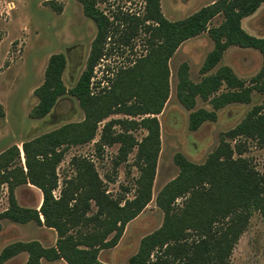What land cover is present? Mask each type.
I'll use <instances>...</instances> for the list:
<instances>
[{
    "label": "trees",
    "instance_id": "16d2710c",
    "mask_svg": "<svg viewBox=\"0 0 264 264\" xmlns=\"http://www.w3.org/2000/svg\"><path fill=\"white\" fill-rule=\"evenodd\" d=\"M77 1L84 15L96 26L85 68L76 84L67 89L62 81L65 57L62 53L51 54L43 81L34 90L38 100L29 117H45L58 98L69 93L78 101L83 119L22 142L25 170L18 163L20 152L16 145L0 153V186L6 184L8 188V206L0 212V228L3 219L21 224L34 221L53 229L57 238L51 247L35 240L12 242L0 251V264L21 252L28 255L25 264H41V259H61L67 264H104L98 260L99 252L114 247L126 224L151 200L160 151L155 116L169 96L168 62L184 41L207 32L213 42L200 67V81L189 78L185 62L177 70L178 101L185 109L192 110L188 117L190 131L197 130L206 121H215L217 111L228 104L249 103L253 89L264 92V85H246L227 65L211 72L225 50L237 46L260 53L261 68L252 81L264 78V36L251 35L241 26V20L252 15L264 0H216L174 21L162 14L160 0H142L145 3L142 18L120 12L115 19L97 6V0ZM219 14L223 15L222 22L209 27L210 21ZM121 21L130 30L138 24L144 25L149 33L146 52L132 64L117 68L110 85L94 93L91 90L93 69L102 60L109 33L116 29L113 24ZM129 38L127 31L120 35L122 43ZM197 98L207 101L211 109H194ZM263 105L264 101L254 106L235 127L223 133L203 163H193L181 153L174 155L179 173L160 190L155 200L164 214L163 222L140 240L137 251L128 259L129 264H229L234 245L246 229L252 212L258 211L264 219V173L241 156L248 138L264 147ZM117 113L132 117L148 115L140 122L112 120L100 134L102 144L120 143L122 159L137 147L140 175L135 196L125 199L121 205L106 193L91 162L80 160L75 164L76 175L67 180L56 197L53 192L58 186L56 166L62 158L60 147L91 141L98 123ZM115 123H120L122 131L112 134ZM136 125L147 130L141 140L132 134ZM230 140L234 141L233 145ZM22 184L41 191L38 210L16 202L13 191ZM180 197H184L183 205L176 207L175 200ZM92 204L96 207L94 212H91Z\"/></svg>",
    "mask_w": 264,
    "mask_h": 264
},
{
    "label": "rangeland",
    "instance_id": "374dc122",
    "mask_svg": "<svg viewBox=\"0 0 264 264\" xmlns=\"http://www.w3.org/2000/svg\"><path fill=\"white\" fill-rule=\"evenodd\" d=\"M97 6L112 19L120 12L133 14L142 18L145 3L142 0H97ZM215 0H160L162 13L167 19H182L199 8ZM223 15L214 17L209 27L218 26ZM147 24V23H145ZM115 31L106 39L102 60L94 67L91 84L92 91L99 93L110 85L115 70L128 66L144 55L147 49L149 33L144 25L138 24L126 29L124 22L114 23ZM242 28L249 34L264 36V3L250 16L241 20ZM127 31L130 38L122 43L120 35ZM96 34L95 23L86 17L77 0H0V153L6 148L17 145L19 152L22 142L43 133L55 130L60 126L79 122L84 113L78 101L69 93L59 97L55 107L41 119L29 117L31 108L37 103L34 90L42 83L44 70L51 54L62 53L66 65L62 81L67 89L72 88L85 68L90 46ZM213 43L204 32L199 38L191 39L179 47L177 53L169 60V96L161 112L155 117L159 124L160 151L158 154L155 176L151 189V200L142 211L129 221L114 247L103 249L98 260L104 264H129L140 240L158 229L164 214L156 205V196L160 190L179 173L174 162V155L181 153L189 161L203 163L207 155L218 145L226 131L235 127L254 106L262 105L264 92L253 89L249 103H231L217 111L215 121L204 122L197 130L190 131L188 117L192 110L185 109L177 98V70L184 62L188 64L189 78L200 81V67ZM260 53L251 48L228 47L219 64L229 66L234 73L246 82V85H264V78L252 79L261 68ZM111 69V70H110ZM264 106V105H263ZM211 109L207 101L197 99L194 109ZM193 109V110H194ZM264 112V107L262 109ZM148 115L132 117L124 114H111L98 123L94 138L84 144L63 145L60 147L62 158L56 166L58 186L53 194L58 197L67 180L76 175V161L91 162L106 193L124 204L125 199H132L136 194L137 180L140 175L137 166V147H134L122 159L120 143L102 144V128L112 120H135L140 122ZM132 134L137 140L147 135L146 128L136 125ZM112 134L122 131L120 123L113 124ZM244 140L243 138L241 139ZM231 144L234 141L230 140ZM245 151L241 155L249 160L254 168L264 173V147L258 146L255 140H245ZM234 158L237 154H234ZM18 163L25 170V159ZM13 195L16 202L27 208L38 210L41 192L30 184L18 185ZM184 197L175 200V206L183 205ZM8 206V188L0 186V212ZM96 207L92 204L91 212ZM56 232L34 221L15 223L2 220L0 228V251L12 242L38 241L45 247L55 244ZM27 253L21 252L2 264H25ZM41 264H67L63 260L48 261L41 259ZM229 264H264V219L254 210L249 217L244 232L234 245Z\"/></svg>",
    "mask_w": 264,
    "mask_h": 264
},
{
    "label": "crops",
    "instance_id": "0c3cea01",
    "mask_svg": "<svg viewBox=\"0 0 264 264\" xmlns=\"http://www.w3.org/2000/svg\"><path fill=\"white\" fill-rule=\"evenodd\" d=\"M216 1V0H215ZM212 2H214V1H212ZM211 2V3H212ZM161 12H162V10H161ZM195 12V11H194ZM193 13V12H192ZM163 14V13H162ZM164 15V14H163ZM165 16V15H164ZM166 17V16H165ZM167 18V17H166ZM169 20V19H168ZM204 33V32H203ZM203 33H201V34H199V35H197V36H195V37H192V38H190V39H188V40H186V41H184L183 43H185V42H187V41H189V40H191V39H194V38H199ZM207 33V32H206ZM210 38V37H209ZM182 43V44H183ZM213 43V42H212ZM182 44H180V46L179 47H181V45ZM179 47L176 49V51L174 52V54L172 55V57L177 53V51H178V49H179ZM213 47V46H212ZM171 57V58H172ZM170 58V59H171ZM204 61V60H203ZM219 64V63H218ZM221 66V65H220ZM219 67V66H218ZM201 74V73H200ZM202 75V74H201ZM194 82V81H193ZM198 99V98H197ZM197 99H196V101H197ZM206 109V108H205ZM17 146V145H16ZM18 147V146H17ZM20 156L22 157V150H21V152H20ZM35 187V186H34ZM39 190V189H38ZM40 191V190H39ZM41 192V191H40ZM41 200H42V194L40 195V201H39V206H40V203H41ZM38 209H39V207H38ZM3 220H7V219H3ZM41 220H42V217H41ZM7 221H9V220H7ZM11 222V221H10ZM1 224H2V221H1ZM42 245V244H41ZM43 246V245H42ZM45 247V246H44ZM40 263H41V261H40Z\"/></svg>",
    "mask_w": 264,
    "mask_h": 264
}]
</instances>
